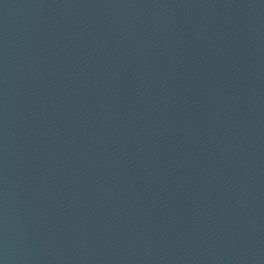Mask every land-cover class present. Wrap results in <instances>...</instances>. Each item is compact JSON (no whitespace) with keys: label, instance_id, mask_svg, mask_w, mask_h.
<instances>
[{"label":"water","instance_id":"water-1","mask_svg":"<svg viewBox=\"0 0 264 264\" xmlns=\"http://www.w3.org/2000/svg\"><path fill=\"white\" fill-rule=\"evenodd\" d=\"M0 264H230L113 114L1 10Z\"/></svg>","mask_w":264,"mask_h":264}]
</instances>
